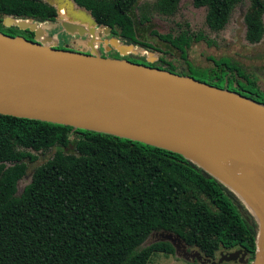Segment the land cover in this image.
Wrapping results in <instances>:
<instances>
[{"label": "trees", "instance_id": "16d2710c", "mask_svg": "<svg viewBox=\"0 0 264 264\" xmlns=\"http://www.w3.org/2000/svg\"><path fill=\"white\" fill-rule=\"evenodd\" d=\"M70 1L96 27L109 28L120 43L154 51L138 40L136 26L144 18L133 17L137 0ZM243 1L190 0L192 7L204 8V25L211 32L222 30L233 6ZM178 2L155 0V5L161 14L171 15ZM247 3L244 39L256 44L264 33V0ZM4 17L57 22L55 8L44 0H0V33H20L27 41L33 34L4 27ZM151 33L183 60L189 43L202 39L184 31L174 36ZM129 58L124 57L152 68L157 63L158 69L172 73L161 56L151 64L136 61L144 57ZM202 71L193 79L264 104L255 78L234 62L220 58ZM50 149L51 156L32 169L29 182L16 195L25 161L33 162ZM157 232L178 237L203 259L241 249L250 264L257 224L237 195L176 153L108 134L0 115V264H147L154 253L173 254L165 241L140 247Z\"/></svg>", "mask_w": 264, "mask_h": 264}, {"label": "water", "instance_id": "95a60500", "mask_svg": "<svg viewBox=\"0 0 264 264\" xmlns=\"http://www.w3.org/2000/svg\"><path fill=\"white\" fill-rule=\"evenodd\" d=\"M44 1L57 13V22L48 25L59 26L73 42L85 38L91 52L100 43L119 58L57 49L55 33L46 35L42 24L4 17V27L27 30L33 41L0 33V115L108 134L182 156L240 198L257 224L250 264H264V104L132 63L124 57L136 53L135 46L115 37L104 41L109 28L96 27L88 14L91 23L84 25L57 0ZM140 51L147 63L156 60ZM157 235L184 260L214 264L186 251L178 237ZM235 260L247 264L241 249L219 252L216 263Z\"/></svg>", "mask_w": 264, "mask_h": 264}, {"label": "rangeland", "instance_id": "374dc122", "mask_svg": "<svg viewBox=\"0 0 264 264\" xmlns=\"http://www.w3.org/2000/svg\"><path fill=\"white\" fill-rule=\"evenodd\" d=\"M57 2L63 4L68 10L75 11L84 25H90L91 22L87 13L74 8L72 4L66 0H57ZM247 4V0H244L243 3L235 4L224 28L218 32H211L204 25V8L192 7L190 0H179L176 11L171 15L161 14L155 5V0H137L136 7L133 10V17L135 21L144 18L142 24L136 26L138 40L151 46L154 51H146L153 53V57L161 56L164 61L170 63L173 67L172 73L198 78L202 76V70H208L213 67V61L218 63V59L225 58L240 66L247 74L253 76L259 89L264 92V35L256 44H248L245 41L242 16ZM60 11L62 10L60 9ZM64 17H69L68 13H66ZM42 27L46 35H52L54 33L56 35L58 31L57 36L52 35L55 37V48L57 49H69L74 52L93 54L100 57L119 58L115 51L111 54L106 52L105 48L100 43L95 52L90 51L89 43L85 38L79 44L74 43L70 35L62 31L56 24H42ZM151 31H154L158 35L168 34L171 36L176 35L179 31H184L191 36L195 34L197 36L200 35L202 39L189 43L188 47L185 49V58L183 60L180 58V53L176 49L158 39ZM15 36L24 38L20 33ZM109 37L111 36L107 35L102 39L105 41ZM73 39H77V37L73 36ZM134 48L137 52L126 55L125 57H130L129 59H141L144 57L145 59V55L140 51L142 48L138 46ZM136 61L140 64H149L145 60ZM154 61L155 60H153V62ZM153 65L157 68H161L157 63ZM52 152L53 149H50L46 153L37 154L33 162L25 161V175L16 184V195H18L22 191V188L29 182L32 169L48 159ZM159 233L166 234L164 232L151 233L140 247L162 240V237L157 235ZM186 251L190 252L195 250L186 249ZM231 251L233 250L218 251L216 252L215 258L210 261L217 264L216 261L219 257V252L224 253ZM188 263L189 261L184 260L180 256V251L173 252V254L170 255L154 253L147 262V264ZM227 264L239 263L234 261L228 262Z\"/></svg>", "mask_w": 264, "mask_h": 264}, {"label": "flooded vegetation", "instance_id": "af4514ba", "mask_svg": "<svg viewBox=\"0 0 264 264\" xmlns=\"http://www.w3.org/2000/svg\"><path fill=\"white\" fill-rule=\"evenodd\" d=\"M263 20H264V16H263ZM263 35H264V33H263ZM30 41H33V35H32V38H31V40ZM114 51L113 50H111L109 53L111 54V53H113ZM231 250H237V249H231ZM218 256H219V253H218ZM239 256H237V258H238ZM236 262H237V260H235ZM234 262V261H233Z\"/></svg>", "mask_w": 264, "mask_h": 264}, {"label": "crops", "instance_id": "0c3cea01", "mask_svg": "<svg viewBox=\"0 0 264 264\" xmlns=\"http://www.w3.org/2000/svg\"><path fill=\"white\" fill-rule=\"evenodd\" d=\"M77 40H78V41H77ZM77 40H75L74 43L79 44V43H80V42H79L80 40H79V39H77Z\"/></svg>", "mask_w": 264, "mask_h": 264}]
</instances>
